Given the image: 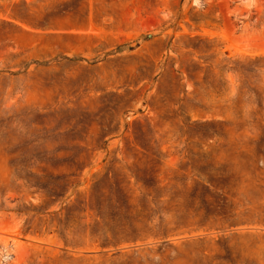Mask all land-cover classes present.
Returning <instances> with one entry per match:
<instances>
[{
	"label": "rangeland",
	"instance_id": "1",
	"mask_svg": "<svg viewBox=\"0 0 264 264\" xmlns=\"http://www.w3.org/2000/svg\"><path fill=\"white\" fill-rule=\"evenodd\" d=\"M0 264H264V0H0Z\"/></svg>",
	"mask_w": 264,
	"mask_h": 264
}]
</instances>
